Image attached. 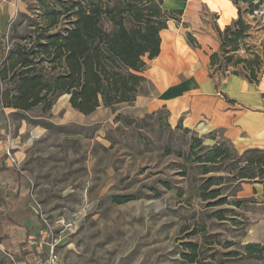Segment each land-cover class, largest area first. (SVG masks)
I'll return each mask as SVG.
<instances>
[{"label": "rangeland", "instance_id": "rangeland-1", "mask_svg": "<svg viewBox=\"0 0 264 264\" xmlns=\"http://www.w3.org/2000/svg\"><path fill=\"white\" fill-rule=\"evenodd\" d=\"M12 1L15 11L0 28V69H7L0 88L13 94L14 74L22 68L7 63L8 57L22 46L32 48L46 27L48 6H61L58 0ZM256 15L253 20L245 14L253 26L251 44L264 40L259 26L264 11ZM207 17L213 23L214 13ZM35 56L38 70L50 71L42 55ZM52 98L49 108L45 103L0 107V212L19 222L5 229L16 248L10 253L0 242V264H43L51 255L57 264H264V256L248 258L243 252L264 207L255 194L242 192L254 181L234 179L243 163H236L239 151L222 130L185 131L169 123L166 110L134 115L123 106H100L82 114L70 94ZM196 138L201 142L192 150ZM215 143L228 146L232 155L205 174L194 153L204 154ZM4 165L17 167L22 177ZM209 176L223 177L208 189L218 187L221 194L203 199ZM5 186H12L15 196L9 197ZM116 194L134 199L116 203ZM223 196L229 201L216 204ZM235 200L243 201L238 206ZM188 242L198 244L199 261L182 257Z\"/></svg>", "mask_w": 264, "mask_h": 264}, {"label": "trees", "instance_id": "trees-1", "mask_svg": "<svg viewBox=\"0 0 264 264\" xmlns=\"http://www.w3.org/2000/svg\"><path fill=\"white\" fill-rule=\"evenodd\" d=\"M58 1L60 8L51 9L48 6L44 17L46 27L34 46L30 49L22 46L8 57L7 63L22 69L14 74L16 93L2 92L0 88V107L6 104L29 109L45 103V107L49 108L53 103L52 97L63 93L70 94L72 106L84 114L93 113L100 106L115 109L118 104L134 101L147 80L143 75L148 65L145 56L152 59L160 53L161 30L167 27L169 19L179 20L177 15H181L182 10L165 9L163 0ZM232 1L238 9V17L224 28L215 26L220 46L210 55L209 73L211 77L218 75L217 72L223 76L239 75L250 83L259 84L264 74V40L261 44L248 41L253 37V26L245 14H251L253 20H257L256 12L264 11V0ZM59 24L63 25L62 29L49 30ZM187 37L192 45L200 46L191 32L187 33ZM241 51L244 53L241 54ZM36 54L42 55L41 61L49 64L50 71L38 70L35 66ZM6 70L5 67L0 69V81L7 77ZM177 127L192 130L180 123ZM195 142L192 150L201 139L196 138ZM194 154L196 161L202 165L203 173L208 174L220 169L219 166L231 157L232 152L225 144L215 143L204 154ZM235 154L236 163H243L236 167L235 180L264 182V149L249 148ZM2 169L22 177L15 166L4 165ZM222 180L223 177L209 176L202 184L203 199L219 196L218 187L208 189L220 185ZM164 185L170 187L167 182ZM5 187L9 197L15 196L12 186ZM132 199L134 196L131 194L113 195L116 203ZM228 201L227 196H223L215 203ZM242 201L233 202L239 206ZM218 217L224 218L225 214L219 212ZM18 225V220L7 211L0 212V242L10 253H15L16 244L5 229ZM187 249L182 257L189 262L199 261L198 244L188 242ZM243 252L248 258H263L264 244L247 242L243 245ZM240 253L231 252L233 255Z\"/></svg>", "mask_w": 264, "mask_h": 264}, {"label": "crops", "instance_id": "crops-1", "mask_svg": "<svg viewBox=\"0 0 264 264\" xmlns=\"http://www.w3.org/2000/svg\"><path fill=\"white\" fill-rule=\"evenodd\" d=\"M163 7L182 14L161 30L160 53L145 56L147 80L136 99L117 106L134 115L166 110L172 125L180 123L200 134L222 130L239 152L264 149V75L253 84L239 75L209 73L210 55L220 46L215 26L232 23L238 17L236 5L232 0H163ZM14 11L12 0H0V28ZM207 12L214 13L213 23ZM188 32L200 46L190 43ZM253 183L242 192L255 194L264 207V182ZM247 241L264 243V215L250 227Z\"/></svg>", "mask_w": 264, "mask_h": 264}, {"label": "built area", "instance_id": "built-area-1", "mask_svg": "<svg viewBox=\"0 0 264 264\" xmlns=\"http://www.w3.org/2000/svg\"><path fill=\"white\" fill-rule=\"evenodd\" d=\"M57 258L51 255L43 264H57Z\"/></svg>", "mask_w": 264, "mask_h": 264}]
</instances>
